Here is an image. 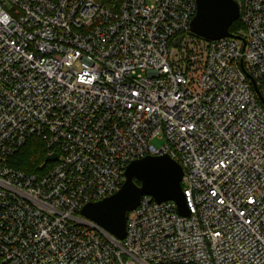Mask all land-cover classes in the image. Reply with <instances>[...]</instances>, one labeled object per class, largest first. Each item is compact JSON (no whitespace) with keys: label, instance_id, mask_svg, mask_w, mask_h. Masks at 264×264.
<instances>
[{"label":"built area","instance_id":"obj_1","mask_svg":"<svg viewBox=\"0 0 264 264\" xmlns=\"http://www.w3.org/2000/svg\"><path fill=\"white\" fill-rule=\"evenodd\" d=\"M236 1L245 41L195 35V0H0V264H264V0ZM32 136L42 175L11 163ZM163 154L189 216L80 213Z\"/></svg>","mask_w":264,"mask_h":264},{"label":"water","instance_id":"obj_2","mask_svg":"<svg viewBox=\"0 0 264 264\" xmlns=\"http://www.w3.org/2000/svg\"><path fill=\"white\" fill-rule=\"evenodd\" d=\"M195 1L197 13L190 23L195 35L207 40L236 36L230 31L240 18L236 0ZM237 37L245 41L243 37ZM58 157L56 153L51 154L46 161H55ZM183 177V167L169 155H148L128 164L125 181L115 194L86 204L80 213L122 240L127 235L128 212L136 209L145 195L152 196L157 202L174 201L182 216L190 215Z\"/></svg>","mask_w":264,"mask_h":264},{"label":"trees","instance_id":"obj_3","mask_svg":"<svg viewBox=\"0 0 264 264\" xmlns=\"http://www.w3.org/2000/svg\"><path fill=\"white\" fill-rule=\"evenodd\" d=\"M245 30L246 28L241 18L234 22L230 28V31L237 36H243ZM47 153L48 151L41 138L32 136L12 158L11 163L25 173L42 175L53 165L52 162L46 161ZM137 182L140 183L139 181Z\"/></svg>","mask_w":264,"mask_h":264},{"label":"rangeland","instance_id":"obj_4","mask_svg":"<svg viewBox=\"0 0 264 264\" xmlns=\"http://www.w3.org/2000/svg\"><path fill=\"white\" fill-rule=\"evenodd\" d=\"M153 142H154L156 145H159V144H160V142H158V141H156V140H153ZM162 144H163V142H162Z\"/></svg>","mask_w":264,"mask_h":264},{"label":"clouds","instance_id":"obj_5","mask_svg":"<svg viewBox=\"0 0 264 264\" xmlns=\"http://www.w3.org/2000/svg\"><path fill=\"white\" fill-rule=\"evenodd\" d=\"M3 19L6 21L8 19V17L5 15V17H3Z\"/></svg>","mask_w":264,"mask_h":264}]
</instances>
